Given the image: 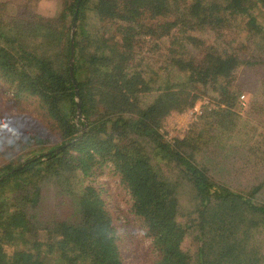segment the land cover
Segmentation results:
<instances>
[{
    "label": "trees",
    "instance_id": "1",
    "mask_svg": "<svg viewBox=\"0 0 264 264\" xmlns=\"http://www.w3.org/2000/svg\"><path fill=\"white\" fill-rule=\"evenodd\" d=\"M10 3L0 0V79L51 125L44 145L0 133L7 164L34 154L0 175V264H133L128 215L152 264H264V0H60L54 18L34 0ZM203 97L214 107L167 139V117ZM226 137L241 168L220 160ZM107 169L124 215L101 191ZM237 169L239 185L216 177Z\"/></svg>",
    "mask_w": 264,
    "mask_h": 264
},
{
    "label": "rangeland",
    "instance_id": "2",
    "mask_svg": "<svg viewBox=\"0 0 264 264\" xmlns=\"http://www.w3.org/2000/svg\"><path fill=\"white\" fill-rule=\"evenodd\" d=\"M10 1L12 0H9V4H10L8 9L9 11L14 9V6L12 7L11 4L13 2L10 3ZM35 2L36 0H34V3ZM60 8H61V3H60ZM54 17H50V18H54ZM252 79H254L252 77V73L247 72L246 74H244L242 80L240 81L242 90L245 93L244 99L241 98V100L244 101L245 104L249 102L250 94H254L253 93L254 90L251 87ZM195 107H199L198 113L196 112ZM195 107L184 113L174 112L167 117L162 130L165 133L167 139L184 137L192 122L198 120L203 110L206 107H210V108L214 107V101L212 102V99L210 97H203L198 101ZM3 114L13 115L17 117L27 116L30 123L38 126L36 130H38L39 132L50 130L51 120L46 115V113H44V111L41 109L39 101L36 98L30 96H23L22 98L16 97L13 93V90H11L9 84L8 83L6 84L3 80L0 79V115ZM243 116L247 117V114L244 113ZM21 126L23 127V125ZM0 127L7 128L9 129V131H15V129L12 128L11 121H9L7 124H0ZM226 140H228L227 137L224 139V143L219 144V149L221 151L220 160L225 158L224 162L229 166H230L229 162L233 160L236 165L231 164V167L238 166V168H241L240 164H243L242 162L243 156L240 155V157L236 159L238 156H235L234 154V147L231 145L232 143H228L226 142ZM246 143H248L247 139H240V141L237 144L241 145ZM32 156H34V154L24 155L23 158L17 160L16 163L9 165L7 164L8 158L0 154V167L6 165L5 168L4 166L0 168V175L5 174L13 166L25 162L26 159ZM205 162H207L208 164L210 163L208 159H206ZM227 168L229 167L227 166ZM237 171H239V174ZM237 171L234 170V173L231 174L228 171L227 173L217 172L216 177L218 179H222L225 181H231V183H233V181L229 177L236 178L233 179L234 180L233 184L239 185L240 184L239 179L243 177L241 173H243L244 170L240 171L237 169ZM117 183H118V178L112 173L111 169H107V172L101 184L102 187L101 191L105 196V198L107 199V205L111 209L113 208L114 210L118 211L119 213H123L122 215H124V212L128 208V204H127L128 197L124 196L121 188L118 187ZM49 197L52 200H54V193L50 192ZM128 216L129 219L124 218L119 221L120 225L123 226L124 224H126V226L129 228V233L128 234L126 233V236L121 242L123 255L127 257V259L132 260L133 264H152V260L149 255V240L144 238V229L142 227V224L135 221L134 216L132 215H128ZM133 221H134V226H133L134 228L131 229L130 224ZM130 231H133L132 235L130 234ZM191 239L192 238L189 236L184 242L183 247L184 249L186 248L190 249V251L192 252L193 246L191 244L192 241Z\"/></svg>",
    "mask_w": 264,
    "mask_h": 264
},
{
    "label": "clouds",
    "instance_id": "3",
    "mask_svg": "<svg viewBox=\"0 0 264 264\" xmlns=\"http://www.w3.org/2000/svg\"><path fill=\"white\" fill-rule=\"evenodd\" d=\"M35 11L39 16L54 17L61 11L60 0H36ZM9 121L12 122V128L15 131H9L7 128L0 127V133L14 137L20 141L28 140L33 146L36 144L44 145L48 142V136L36 130L38 126L30 123L27 116L0 115V124H7Z\"/></svg>",
    "mask_w": 264,
    "mask_h": 264
},
{
    "label": "water",
    "instance_id": "4",
    "mask_svg": "<svg viewBox=\"0 0 264 264\" xmlns=\"http://www.w3.org/2000/svg\"><path fill=\"white\" fill-rule=\"evenodd\" d=\"M80 3H81V0H78L77 10L79 9ZM76 18H77V16H75L74 22H73V25H72V32H71L72 33V36H71V39H72V52H71V58H70V62H69V67H70V74H71L73 83L75 84V87H76V96H77V99H78V114L80 115L81 114V110H80V107H81L80 96H79V91H78V84L76 82L75 73H74V59H75V46L74 45H75V33H76ZM69 143H66L64 146L58 148L56 150V152L58 153L61 150H63Z\"/></svg>",
    "mask_w": 264,
    "mask_h": 264
},
{
    "label": "built area",
    "instance_id": "5",
    "mask_svg": "<svg viewBox=\"0 0 264 264\" xmlns=\"http://www.w3.org/2000/svg\"><path fill=\"white\" fill-rule=\"evenodd\" d=\"M241 98L244 99V95H242ZM198 108H199V107H195V110H196L197 113L199 112V111H198Z\"/></svg>",
    "mask_w": 264,
    "mask_h": 264
}]
</instances>
